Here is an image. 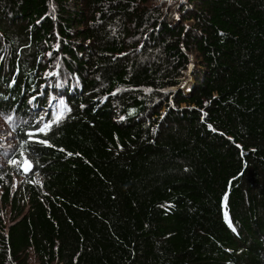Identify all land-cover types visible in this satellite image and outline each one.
Here are the masks:
<instances>
[{"label":"trees","instance_id":"16d2710c","mask_svg":"<svg viewBox=\"0 0 264 264\" xmlns=\"http://www.w3.org/2000/svg\"><path fill=\"white\" fill-rule=\"evenodd\" d=\"M50 1L0 0V264H264V0Z\"/></svg>","mask_w":264,"mask_h":264},{"label":"rangeland","instance_id":"374dc122","mask_svg":"<svg viewBox=\"0 0 264 264\" xmlns=\"http://www.w3.org/2000/svg\"><path fill=\"white\" fill-rule=\"evenodd\" d=\"M149 2L147 3L149 6L150 10L154 11V7H158L163 11V17L165 18V14L167 15V18L169 20H171V22H175V23H179L181 21V8L183 5L180 4V2H178V0H148ZM51 5V8L54 7V2L53 0L50 1L49 3ZM190 23H193V19L190 20ZM139 41L141 42V46L138 47L139 49L142 48L143 44L145 43L146 39L145 37L141 36L139 37ZM7 43V42H6ZM7 50V52H5L4 56H3V62L6 61V57L7 54L9 52V45L6 46L5 48ZM191 53V52H190ZM55 57L54 53L51 52V55H49V53H47V60H52ZM191 63L189 64L188 70L186 71L185 74V78L183 81V88L184 91L186 93H190L194 87L195 84V79L193 78V69L195 67V65L198 64V57L195 53L191 54ZM46 65V64H44ZM13 76L15 75L14 73L12 74ZM48 75V71L42 72V78L44 79V77H47ZM40 80V79H39ZM47 83V84H46ZM44 84L46 85H50L51 82H44ZM1 89H3V85L0 86ZM29 96L31 95V93L28 94ZM61 99H59L56 104L55 107L57 108L58 103H61ZM25 109V107H21L19 108V111H17V113L15 112V110H11V111H6L3 113L2 116H0V145L2 147H11L14 143V134L12 133V129H13V116L14 115H19V113H21L23 110ZM58 109V108H57ZM41 111L38 113L40 114ZM44 127V126H43ZM28 163H24L22 165V168L25 170V166ZM23 177H19V176H15L14 177V190H17L20 186L21 183L23 181ZM39 179V177L37 178ZM9 208V207H8ZM5 220L7 223H10L12 221L11 218V213L10 210H6L5 211ZM37 261V258L35 257V255L33 253H31L30 256V264H35Z\"/></svg>","mask_w":264,"mask_h":264},{"label":"snow or ice","instance_id":"6c2138e0","mask_svg":"<svg viewBox=\"0 0 264 264\" xmlns=\"http://www.w3.org/2000/svg\"><path fill=\"white\" fill-rule=\"evenodd\" d=\"M57 47H58V46H57ZM49 55H51V53H49ZM0 58H2V57H0ZM13 83H14V81H13ZM61 103H63V102L61 101ZM62 115H63V113H61L59 116L56 117V122H58V121L62 118ZM50 127H51L50 124H45L43 128H40V129H39V132L43 133V132L46 131V129H49ZM37 142L42 143V144H46V143H47L46 141H43V140H39V141H37ZM69 155H72V154L69 153ZM13 163L15 164L16 161H13ZM31 167H32V165H31V163L29 162V163L25 166V171L31 170ZM224 204H225V208H226V205H227V196L224 197ZM224 215H225V219H226V221L228 222L229 226L231 227V226H232V221H231V219L229 218L227 211H225Z\"/></svg>","mask_w":264,"mask_h":264}]
</instances>
